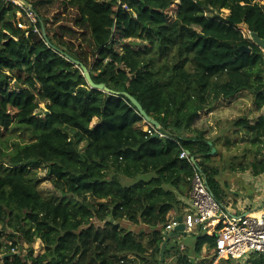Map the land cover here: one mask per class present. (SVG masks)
I'll list each match as a JSON object with an SVG mask.
<instances>
[{
    "label": "trees",
    "instance_id": "1",
    "mask_svg": "<svg viewBox=\"0 0 264 264\" xmlns=\"http://www.w3.org/2000/svg\"><path fill=\"white\" fill-rule=\"evenodd\" d=\"M28 1L36 22L25 8L0 0V144L18 128L31 138L11 153L0 149L2 264H165L174 234L164 238L162 231L183 213L193 173L182 148L197 160L215 198L221 203L224 196L212 165L216 138L194 128L200 114L212 111L205 84L223 80L218 90L226 105L248 94L256 107L264 105V51L240 28L264 38V0H60L76 15L59 12L55 21L48 10L41 13L55 0ZM64 53L87 67L96 84L135 97L168 137L150 135L127 97L90 87ZM231 127L249 133L262 154L264 114ZM241 167L261 175L264 155ZM39 169L66 190L46 197ZM107 204L114 205V221L106 220ZM125 218L155 228L148 244L121 227ZM38 239L41 255L15 252L22 240ZM206 246L202 264H213L215 236L199 235L194 253ZM188 257L179 259L196 264ZM245 264H264V257L254 253Z\"/></svg>",
    "mask_w": 264,
    "mask_h": 264
},
{
    "label": "rangeland",
    "instance_id": "2",
    "mask_svg": "<svg viewBox=\"0 0 264 264\" xmlns=\"http://www.w3.org/2000/svg\"><path fill=\"white\" fill-rule=\"evenodd\" d=\"M59 2L60 0H55V5H45V7L41 8V13L46 15L48 10L50 13L47 15L51 17L52 21L57 19L56 14L59 12H62V16L74 18L76 15L75 10L70 6H68V9H65L62 5H59ZM228 11L229 10H223L225 14H228ZM240 28L244 32L246 38L253 42L247 25L241 24ZM137 47H141V45H137ZM223 82V80H220L217 83L205 84L206 103L212 108V111L200 114L195 122L194 128L204 131L206 137L216 138L218 155L213 158L212 165L218 170L217 179L224 189V202L232 204V207L236 212H241L243 209L260 210L264 208V177L261 176L259 180H257V178H253V172L251 169H245L244 171L241 166H247V164L256 158L261 160L264 155V143L261 145L262 154L257 156L255 150L260 147H254L251 144L250 134L246 131H239V133H235L236 128H229V126L236 119L243 117L248 118V120L253 123L257 118L264 114V105L261 108L256 107L251 94L246 95L243 99L235 100L230 105H226L218 90L220 84ZM217 98H219L220 103L218 106L213 108ZM97 122L98 119L94 118L92 126L96 125ZM69 132L72 136H75V133H71L70 130ZM29 142H31L29 131H26L24 128H18L0 144V149L3 153L8 154L14 150L16 143ZM79 147H85V143L80 142ZM38 176L44 179L39 187L46 197L52 196L56 190H66V185L63 182L47 177L45 170L39 169ZM118 178L123 183L132 182V180L125 178L122 175H118ZM93 202L96 203L98 201ZM238 205L243 208H237ZM107 206L110 214H107L108 216L106 217V220L114 221L111 214L114 205L107 204ZM94 223L97 226L104 225V221H99L96 218H94ZM3 225V223H0V264L3 263V252L5 251V246L2 244V241L4 240V236L2 234L4 230ZM120 225L125 230L134 232L138 238L142 239L147 244L150 240V236L155 230V228L146 224H133L128 218L121 221ZM158 228L160 229V226ZM195 241L196 235H189L185 233L181 234L180 240H175L174 238L171 239L167 244L168 255L165 264H185L179 259L181 256L185 255H189V260L195 261ZM31 249H34L35 256L41 255L45 252L43 243L39 239L33 244H29L27 241L22 240V246L16 248L15 252L25 255L27 258ZM207 251L203 253L206 256L208 255ZM249 258L250 256H247L239 262H233V264H245ZM223 260L224 258L218 262H221V264H231ZM136 264H143V262L138 259ZM152 264H159V262L158 260H153ZM196 264H202V259L197 261Z\"/></svg>",
    "mask_w": 264,
    "mask_h": 264
},
{
    "label": "built area",
    "instance_id": "3",
    "mask_svg": "<svg viewBox=\"0 0 264 264\" xmlns=\"http://www.w3.org/2000/svg\"><path fill=\"white\" fill-rule=\"evenodd\" d=\"M4 1L14 2L23 7L17 1ZM26 11H28L29 18L36 22L34 15L29 10ZM34 31L39 32L38 29ZM149 124L151 126L148 132L150 135H158L159 138L168 137L160 127ZM180 158L187 160L193 167V173L188 177L190 193L184 201L183 213L174 216L163 229L164 238L176 232L180 224L178 218L182 217V223L185 226L184 233L207 234L216 237L214 250L216 257L213 264H217L222 258L240 261L254 253L264 257V208L236 212L231 207L220 203L210 190L207 177L195 157L182 148Z\"/></svg>",
    "mask_w": 264,
    "mask_h": 264
},
{
    "label": "water",
    "instance_id": "4",
    "mask_svg": "<svg viewBox=\"0 0 264 264\" xmlns=\"http://www.w3.org/2000/svg\"><path fill=\"white\" fill-rule=\"evenodd\" d=\"M13 1H17V3L22 5L26 10H29V11L32 10V4L28 0H13ZM250 35H251V39L253 40V42L256 45H258L261 49L264 50V38H261L255 32H250ZM43 37H44V39L46 41H48L45 29H43ZM241 50H242L243 53H251V51H252V49L250 47H247V46H242ZM64 55L70 61L75 63L77 65V67H80L82 69L83 75H84L85 79L87 80V82H88L90 87L98 89V90H101L103 92H112V93L127 97L131 101V103L136 107V109L141 114V116H143L145 118V120H147L148 123H151V124H153L156 127H160L159 122L156 119H154L152 116H150L145 111L143 106L140 104V102L135 97L130 95L128 92H114V91L110 90L105 84H96L93 81L92 76L90 74V71L88 70L87 67H85L80 61L75 60L74 58H72L70 55H68L66 53H64ZM262 92L264 93V89L262 90ZM48 113L49 112L46 111V114H48ZM154 137L158 138V135H155ZM215 151H216V149H213L212 153H214ZM178 221L180 222V224L176 228L177 235H175L173 238H177L178 236H180L181 233H184V230H185V226L182 223V217H179Z\"/></svg>",
    "mask_w": 264,
    "mask_h": 264
},
{
    "label": "crops",
    "instance_id": "5",
    "mask_svg": "<svg viewBox=\"0 0 264 264\" xmlns=\"http://www.w3.org/2000/svg\"><path fill=\"white\" fill-rule=\"evenodd\" d=\"M216 145H217V142H216ZM215 149V148H214ZM216 149H217V147H216ZM216 152V151H215ZM245 171V170H244ZM261 176H263L264 177V173H262L261 175H254V173H253V178H257V180H259V178L261 177ZM224 196H223V200H221V203L222 204H224V205H226V206H228V207H231L233 210H234V208L232 207V204H229L228 202L227 203H225L224 202ZM187 199V198H186ZM238 207H240V208H243V207H241L240 205H238L237 206V208ZM243 211H246L245 209H243ZM182 234V233H181ZM181 234H180V236H178L177 238H174L175 240H180V238H181ZM185 234H188V233H185ZM175 235H177V233L176 232H174V235L173 236H175ZM189 235H196V241H197V238H198V236L199 235H201V234H195V233H193V234H189ZM196 241H195V245H196ZM195 247V246H194ZM208 250V248H207V246L206 247H204V249H203V252H202V255H200V256H196V262L197 261H199L200 259H204V258H206L207 256L206 255H204L203 253H205L206 251ZM212 257V256H211ZM221 260V259H220ZM228 260H231V259H229V258H224V260L223 261H226V262H228ZM241 261V260H240ZM233 262H239V261H233V260H231V264H233ZM217 264H221V262H218ZM237 264V263H236Z\"/></svg>",
    "mask_w": 264,
    "mask_h": 264
}]
</instances>
